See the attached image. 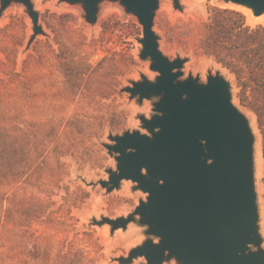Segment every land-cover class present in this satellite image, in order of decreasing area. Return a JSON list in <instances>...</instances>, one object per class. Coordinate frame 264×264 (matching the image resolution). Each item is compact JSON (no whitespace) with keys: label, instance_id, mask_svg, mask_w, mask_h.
<instances>
[{"label":"rangeland","instance_id":"obj_1","mask_svg":"<svg viewBox=\"0 0 264 264\" xmlns=\"http://www.w3.org/2000/svg\"><path fill=\"white\" fill-rule=\"evenodd\" d=\"M31 2L42 29L31 41L33 25L22 3L12 1L0 14V78L5 81V100L16 102L21 117L34 123L44 144L45 164L35 174L0 186V197L19 195L11 212L17 215L20 231L51 238L47 264H68L78 250L83 251L81 264H119L118 257L158 237L146 233L148 227L139 216L113 231L106 223L97 224L102 217H126L147 195L131 180H121L112 190L98 181L116 170L115 154L106 148L114 143L111 137L134 130L150 135L140 116L149 119L156 113L158 97L139 101L122 88L143 76L154 81L158 73L150 68L149 58H140L141 25L119 1L101 0L94 23L86 21L81 3ZM179 5L158 0L154 31L159 49L170 60H185L180 79L192 75L205 82L208 75L218 74L229 83L231 102L254 137V184L264 249V68L255 65L251 54L230 47L222 34L214 31L218 42L210 46L202 40L215 9L232 11L220 12L219 19L235 22L240 30L264 25V14L255 16L250 8L244 14L241 8L247 7L225 0H179ZM86 67L94 72L90 85L83 87L76 83L80 76L88 78ZM16 83L21 87L18 99L12 92ZM46 136L49 142L43 141ZM5 203L0 202V223ZM4 255V264H34L21 254ZM144 262L136 258L129 264Z\"/></svg>","mask_w":264,"mask_h":264},{"label":"water","instance_id":"obj_2","mask_svg":"<svg viewBox=\"0 0 264 264\" xmlns=\"http://www.w3.org/2000/svg\"><path fill=\"white\" fill-rule=\"evenodd\" d=\"M22 3L32 22L33 35L42 32L31 0H0V14L12 2ZM81 3L85 19L96 21L101 0H63ZM119 1L141 25L140 58H149L158 75L154 81H133L122 88L130 97L149 99L156 112L140 116L150 135L138 130L111 137L106 145L115 154L116 170L98 183L108 190L131 180L146 193L126 217H102L97 224L111 231L125 228L139 216L145 240L117 258L129 264H264L258 227L254 184V137L245 116L232 104L229 83L220 75L205 82L188 75L180 79L184 59L170 60L159 49L154 31L158 0ZM179 8V0H172ZM250 8L255 16L264 12V0H225Z\"/></svg>","mask_w":264,"mask_h":264},{"label":"trees","instance_id":"obj_3","mask_svg":"<svg viewBox=\"0 0 264 264\" xmlns=\"http://www.w3.org/2000/svg\"><path fill=\"white\" fill-rule=\"evenodd\" d=\"M232 14V11H223L215 9L211 17V21L206 23L203 31V41L206 46L213 45L218 42L214 37L216 34L221 35V39L230 41V47L234 49L241 48L242 54H251L252 60H255V65H260L264 68V25H258L255 28L248 26L239 29L240 25L235 22L229 24V19H224L221 22L219 13ZM10 27L6 25L2 30ZM6 55L5 63L10 62L7 49H3ZM251 60V59H250ZM91 67H86L84 70L88 74V78L79 77L77 85L89 86L90 79L93 74ZM82 72V76L85 73ZM11 75L12 73H6ZM14 76H17L15 73ZM90 77V78H89ZM5 81L0 78V186H5L11 181H17L22 177H28L37 173L45 164L44 144L38 140V132L33 124H28L25 118L21 117L17 103L5 100ZM20 85L16 83L12 92L19 98ZM27 123V125H26ZM47 133V132H46ZM50 134V133H47ZM43 141L49 142L51 137H47ZM264 157V147L262 150ZM19 195L14 192L10 195L0 197V202L3 204L2 223H0V264L6 262L5 251L13 252L14 254L24 255L29 261L34 264H47L51 259V238L43 235L25 234V231H20V224H17V215H12L11 205L15 202L14 199ZM95 247H99L96 239ZM83 251H75L72 260L68 264H81L80 258Z\"/></svg>","mask_w":264,"mask_h":264},{"label":"bare ground","instance_id":"obj_4","mask_svg":"<svg viewBox=\"0 0 264 264\" xmlns=\"http://www.w3.org/2000/svg\"><path fill=\"white\" fill-rule=\"evenodd\" d=\"M239 7H240V6H237L236 9L238 8V10H239ZM241 11H243L244 14H248V13L250 12L249 8H243V9L241 8ZM263 14H264V12H263ZM262 16H263V15H262ZM259 18H260V17H259Z\"/></svg>","mask_w":264,"mask_h":264},{"label":"flooded vegetation","instance_id":"obj_5","mask_svg":"<svg viewBox=\"0 0 264 264\" xmlns=\"http://www.w3.org/2000/svg\"><path fill=\"white\" fill-rule=\"evenodd\" d=\"M176 263V262H175ZM177 264V263H176Z\"/></svg>","mask_w":264,"mask_h":264}]
</instances>
